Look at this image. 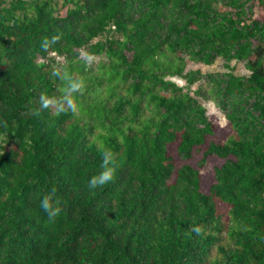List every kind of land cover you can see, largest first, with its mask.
<instances>
[{
    "label": "trees",
    "instance_id": "trees-1",
    "mask_svg": "<svg viewBox=\"0 0 264 264\" xmlns=\"http://www.w3.org/2000/svg\"><path fill=\"white\" fill-rule=\"evenodd\" d=\"M252 1L0 0V264H264V0ZM218 57L228 71L186 69ZM65 68L84 81L76 111L42 108ZM168 76L198 82L195 95ZM198 97L224 111L227 140L207 142L217 125ZM105 147L115 176L90 190ZM52 185L62 211L49 218Z\"/></svg>",
    "mask_w": 264,
    "mask_h": 264
},
{
    "label": "clouds",
    "instance_id": "clouds-1",
    "mask_svg": "<svg viewBox=\"0 0 264 264\" xmlns=\"http://www.w3.org/2000/svg\"><path fill=\"white\" fill-rule=\"evenodd\" d=\"M57 39V36H52L50 39L45 37L41 47L47 49L50 44H54ZM84 59L86 62H91L93 57L86 56ZM52 75L63 81V86L60 90L61 95L48 96L46 94H42L40 96V106L42 108L54 106L57 112H64L68 110L75 112L77 105L74 99V94L83 90L84 81L73 74H70L66 68L63 70L55 69ZM100 153L99 170L91 175L87 180V187L90 190L97 189L112 181L117 170V160L114 152L105 147L100 149ZM39 208L44 211L49 218H54L60 214L62 206L56 185L50 186V188L40 197ZM191 230L199 234L201 232V227L199 225H193Z\"/></svg>",
    "mask_w": 264,
    "mask_h": 264
},
{
    "label": "rangeland",
    "instance_id": "rangeland-1",
    "mask_svg": "<svg viewBox=\"0 0 264 264\" xmlns=\"http://www.w3.org/2000/svg\"><path fill=\"white\" fill-rule=\"evenodd\" d=\"M83 58L87 55L85 52H82ZM93 57L91 62H87L88 65L97 67L99 62L104 58L101 55L91 56ZM42 58H40L41 60ZM58 60L64 61L62 57H57ZM107 61V60H106ZM233 67L234 73L238 75H248L250 71L246 68L245 61H236L232 60L229 63ZM225 60L222 57H218L213 63L205 64L203 62H194L192 60H188L186 69H199L202 73H210V72H225L228 71ZM168 79L175 81L178 85H182L184 90L189 91L191 94L195 95V90L197 89L199 83H195L191 86L187 84V82L179 77V76H168ZM200 102L206 107L207 115L210 120L217 125L214 134L207 135V142L210 140L215 141H225L232 133V127L225 116V113L213 100H205L201 97H198ZM222 162L218 158H209L205 168L203 169V179H202V190L208 191L209 187L213 182H215V166L220 165Z\"/></svg>",
    "mask_w": 264,
    "mask_h": 264
},
{
    "label": "built area",
    "instance_id": "built-area-1",
    "mask_svg": "<svg viewBox=\"0 0 264 264\" xmlns=\"http://www.w3.org/2000/svg\"><path fill=\"white\" fill-rule=\"evenodd\" d=\"M242 1L244 2V10L246 12H249L253 1L252 0H242Z\"/></svg>",
    "mask_w": 264,
    "mask_h": 264
}]
</instances>
